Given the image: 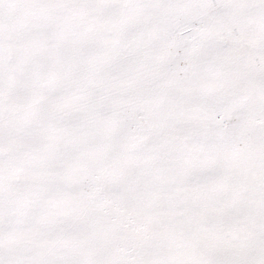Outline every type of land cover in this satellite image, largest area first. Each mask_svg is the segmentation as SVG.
<instances>
[{"label":"snow or ice","instance_id":"snow-or-ice-1","mask_svg":"<svg viewBox=\"0 0 264 264\" xmlns=\"http://www.w3.org/2000/svg\"><path fill=\"white\" fill-rule=\"evenodd\" d=\"M0 264H264V0H0Z\"/></svg>","mask_w":264,"mask_h":264}]
</instances>
